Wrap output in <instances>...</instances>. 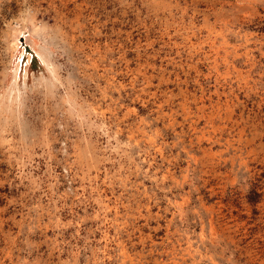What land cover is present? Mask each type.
Returning a JSON list of instances; mask_svg holds the SVG:
<instances>
[{
	"label": "rangeland",
	"instance_id": "1",
	"mask_svg": "<svg viewBox=\"0 0 264 264\" xmlns=\"http://www.w3.org/2000/svg\"><path fill=\"white\" fill-rule=\"evenodd\" d=\"M0 264H264V0H0Z\"/></svg>",
	"mask_w": 264,
	"mask_h": 264
}]
</instances>
